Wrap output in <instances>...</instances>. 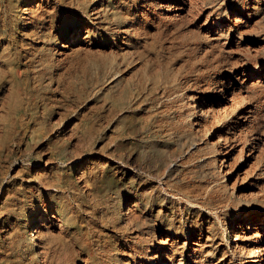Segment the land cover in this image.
I'll list each match as a JSON object with an SVG mask.
<instances>
[{"label": "rangeland", "instance_id": "rangeland-1", "mask_svg": "<svg viewBox=\"0 0 264 264\" xmlns=\"http://www.w3.org/2000/svg\"><path fill=\"white\" fill-rule=\"evenodd\" d=\"M263 232L264 0H0V264H249Z\"/></svg>", "mask_w": 264, "mask_h": 264}, {"label": "bare ground", "instance_id": "bare-ground-1", "mask_svg": "<svg viewBox=\"0 0 264 264\" xmlns=\"http://www.w3.org/2000/svg\"><path fill=\"white\" fill-rule=\"evenodd\" d=\"M98 12H96V14H97ZM95 14V13H94ZM99 19V18H98ZM77 162V161H76ZM80 162V161H79ZM50 171V170H49ZM40 177L42 178H39L38 179V181H39V183H38V188H39V194H41V193H44V194H46V195H48V196H51V197H54L55 195H53V193H54V189H53V185L50 183V182H52L51 180L52 179H58L59 177H60V175L59 174H53L52 176H49V175H46L45 174V176H42V175H40ZM80 177V176H79ZM78 177V178H79ZM83 177V176H82ZM82 177L80 178V179H82ZM55 180V181H56ZM84 180V179H83ZM82 180V181H83ZM58 181V180H57ZM83 184H87V186H88V181L87 180H84L83 181ZM164 189V188H163ZM56 192H57V190H56ZM130 210V209H129ZM127 213V212H126ZM128 214V213H127ZM53 217H55V215L53 216ZM47 216H46V213L44 214V215H42L39 219H40V223L42 222V224H40V225H43V226H45V223L47 222ZM36 219H37V217H35L33 220H32V223H35L36 222ZM46 227V226H45ZM262 227H263V225H262ZM51 230V229H50ZM33 231V230H32ZM35 232H38L37 231V229L35 230ZM40 234V233H39ZM34 236V235H33ZM38 237V236H37ZM259 241L261 242V241H263L264 240V232L263 233H261L260 235H259ZM162 243H163V241H162ZM161 252V251H160ZM248 257V260H247V263H249V264H262V259H263V256H264V246L263 245H261V246H259V247H257V249L255 250V252H253V253H248V255H247ZM170 262L171 261H168V264H170Z\"/></svg>", "mask_w": 264, "mask_h": 264}]
</instances>
